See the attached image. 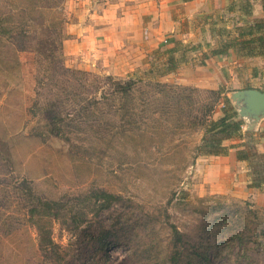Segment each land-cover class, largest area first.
<instances>
[{
    "label": "rangeland",
    "instance_id": "374dc122",
    "mask_svg": "<svg viewBox=\"0 0 264 264\" xmlns=\"http://www.w3.org/2000/svg\"><path fill=\"white\" fill-rule=\"evenodd\" d=\"M251 3L252 12L264 11V0H251ZM20 4L24 1L0 0V15L16 12ZM60 5V10H35L28 17L31 22L26 31H14L12 47L17 50V64L11 68H5L6 60L1 61L6 47L0 42V138L9 145L13 175L30 180L34 190L48 199L69 197L92 188H103L120 196L109 209L98 214L90 211L91 205H83L86 218L81 221L76 218L79 225L74 231L68 230L72 224L51 222V237L64 256L60 264H166L170 226L192 234L204 215L208 214L206 221L218 217L223 212L222 205L246 210L252 228L264 225V181L261 188L252 186L257 188L254 190L250 188V177V185L243 188L245 192L210 190L204 171L195 166L199 156L197 146L203 136L201 126L186 124L187 115L177 111L167 114L157 110L154 114L148 101L144 105L147 110L140 113L142 93L148 95V100L159 97L146 85L145 70L158 67L165 54L158 50L152 54V65L148 68L143 66L118 74L107 72L98 64L85 68L88 62L83 65L84 62L78 63L80 58L65 53L66 23L71 9L68 0ZM46 18L55 27L47 25ZM197 18L192 20L196 24L200 20ZM229 19L226 16L222 21L217 19L216 28L232 24ZM207 31L202 36L201 32L200 36L192 35L185 43L187 46L198 43L201 47L187 53L192 67H204V61L210 57L207 55L219 46L214 40V45H206L205 39L211 36ZM214 35L217 36V31ZM218 35L222 34L218 32ZM258 66L263 67V63ZM106 75L119 80L142 76L146 80L133 93L136 113L130 121L117 111L122 106L118 99H114L111 107L105 104L83 110L84 98L94 95L101 99L100 90L93 89L106 90ZM171 77L163 75L156 79L194 87L176 83ZM231 77L219 85L224 91L233 86L244 87ZM205 90L199 88L191 94L194 109L208 100ZM160 103L158 100L157 105ZM139 114L143 115L142 121ZM220 114L217 107L213 116ZM52 117L63 118L53 124L57 134L50 131ZM179 119L184 123L176 124ZM252 162L250 166L261 164V161ZM13 197L0 206V264H51L43 260L37 249L36 229L19 203L23 199ZM99 235H105L103 240H108L103 248L97 239ZM237 261L264 264V248L254 241L235 244L225 251L221 263Z\"/></svg>",
    "mask_w": 264,
    "mask_h": 264
},
{
    "label": "trees",
    "instance_id": "16d2710c",
    "mask_svg": "<svg viewBox=\"0 0 264 264\" xmlns=\"http://www.w3.org/2000/svg\"><path fill=\"white\" fill-rule=\"evenodd\" d=\"M22 1H24V4H20L16 8V12L11 10L4 13V15H0V42L2 47H6V55L1 61L6 60L4 62L5 68H11L14 64H17V50L12 47L15 40L14 33L17 31L24 33L26 31V27L31 22L28 19L30 13L41 9L54 11L59 8L58 10H60V4L64 0ZM45 1H50V4H45ZM251 5V0H243L241 9L245 15L251 13ZM15 15L18 16V19H15ZM45 20L48 21L49 18ZM47 25L55 27V23L50 20ZM238 28L235 39L239 47L243 51L245 50L244 55L264 56V20L247 21ZM218 32L222 35L227 34V28L222 26L221 29H218ZM226 37L228 39L221 40L218 48H213L207 57H219L228 52L234 42L229 34ZM195 48L196 45L187 46L182 42H174V45L170 48L159 49L162 54H165V60L158 67L145 70V76L148 78L146 85H148L153 95L157 94L159 97L154 96L148 100V95L142 93L139 97L140 113L147 110L144 106L147 101L151 105L154 114L157 110L164 111L167 114L176 111L184 113L189 120L186 124L194 125L193 127L200 125L203 131V136L197 146V155L224 154L228 148L233 147V144L226 145L224 141L240 137L244 121L239 117L233 103L224 93L223 87L219 86L216 89L205 90L208 100L194 109V100L191 94L199 91V88L180 87L156 79L157 76H163L174 71L185 60L188 51ZM104 80L107 81L106 90L103 87L93 89L100 90L99 97L101 99L92 94L90 98H84V103L81 104L83 110L88 111L91 107L98 108L105 104L111 107L114 104V99H118L122 102V106L118 107L117 111H121L123 113L122 117L130 121L133 118V113H136L134 112L136 97L133 93L146 80L142 76L137 78L131 76L125 80H119L114 79L111 75H106ZM82 86L84 87V85ZM178 89H180L179 92ZM88 90H86L87 93H89ZM148 93L150 94V91ZM158 100L161 102L160 106L157 105ZM217 107L220 108L221 114L214 117L213 114ZM142 116L139 114L141 121L143 120ZM61 120H63L62 117H52V120L49 121V124H51L50 131L57 134L58 131L55 130L53 124ZM179 122L180 119L176 124ZM183 123V121L180 122V124ZM252 145L250 139L244 142L246 148ZM245 150H239L238 158L248 159L249 163L261 161L258 167L251 165L252 186L260 187V184L264 181V155L252 153L250 159ZM12 168L13 162L9 145L6 140L0 138V206L9 203L12 195H14L13 198L23 199L19 203L22 206L21 208L25 209V215L30 224L36 229L37 249L43 260L48 263L51 262V264H60L64 259L51 237V222L53 220H58L66 225L72 224L68 230L74 231L79 225L76 218L80 221L86 218L87 210L84 209L83 205H91L90 211L98 214L109 209L113 203L120 199L119 194L103 188H92L69 197L63 195L56 199H48L34 190L30 180L16 178L13 175ZM221 208L223 212L218 217H213L210 220L208 218L206 221L208 214L204 215L192 234L187 231H180L174 225L170 226V250L165 256L166 264H223L221 259L223 256L225 257V251L230 250L235 244L246 245L248 242L254 241L264 248V225L258 226L256 229L252 228L246 210H232L227 205H222ZM103 238L105 239V235L97 237L101 248L108 244V240L104 241ZM236 264H239V261Z\"/></svg>",
    "mask_w": 264,
    "mask_h": 264
},
{
    "label": "crops",
    "instance_id": "0c3cea01",
    "mask_svg": "<svg viewBox=\"0 0 264 264\" xmlns=\"http://www.w3.org/2000/svg\"><path fill=\"white\" fill-rule=\"evenodd\" d=\"M240 2L241 0H68L71 10L66 23L64 50L68 56L80 58L78 63L84 62V65L88 62L85 68L98 64L106 68L107 72L118 74L152 65L151 56L154 52L170 48L174 42L185 44L192 35H199L200 32L201 36L203 31L210 32V38L205 39L207 46L214 45L213 40L219 44L221 40L228 39L226 36L229 34L234 44L225 55L209 57L204 61V67H192L190 58L186 56L178 68L164 77L172 76L171 80L183 85L216 89L225 84V78L230 79L233 75L244 87L226 88L224 93L227 96L231 91L246 88L264 90V56L244 55L245 50L239 47L235 39L238 26L246 21L250 22L251 18H264V11H251L245 15ZM225 16L230 17L232 24L224 25L227 34L219 36L216 22L217 19L222 21ZM196 18H200L197 24L193 22ZM215 31L217 36L214 35ZM199 47L200 44L197 43L196 48ZM260 63H263V67L258 66ZM242 119L244 124L240 137L224 141V144H233V147L228 148L224 154H202L196 159L195 166L204 171L205 182L210 190L221 189L222 192L234 193L236 189L245 192L243 188L248 183L250 185L252 170L248 159L238 158L239 150L246 149L250 159L252 153L264 155V116L253 124ZM249 139L253 145L246 148L244 142ZM250 188L257 189L252 185Z\"/></svg>",
    "mask_w": 264,
    "mask_h": 264
},
{
    "label": "water",
    "instance_id": "95a60500",
    "mask_svg": "<svg viewBox=\"0 0 264 264\" xmlns=\"http://www.w3.org/2000/svg\"><path fill=\"white\" fill-rule=\"evenodd\" d=\"M229 99L236 108L239 117L253 124L264 116V91L257 88L234 90ZM251 126V125H250Z\"/></svg>",
    "mask_w": 264,
    "mask_h": 264
}]
</instances>
